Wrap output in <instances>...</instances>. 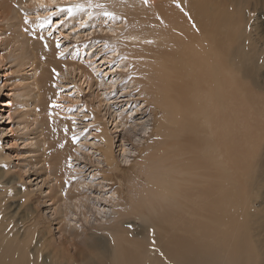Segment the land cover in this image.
<instances>
[{"label":"bare ground","instance_id":"bare-ground-1","mask_svg":"<svg viewBox=\"0 0 264 264\" xmlns=\"http://www.w3.org/2000/svg\"><path fill=\"white\" fill-rule=\"evenodd\" d=\"M153 1L5 0L1 23L20 37L7 44L6 58L26 80L19 85L24 113L15 129L23 148L38 152L34 174L22 171L29 178L25 191L38 193L36 204L46 210L30 225L33 235L39 233L34 245L3 213L0 264H65L58 255L71 251L78 264H246L242 256L234 263L229 249L237 230L226 236L220 230L235 224L227 199L234 177L226 156L233 82L228 66L236 64L234 5ZM54 4L70 14L71 30L60 31L75 39L70 47L55 38L54 28L46 33L50 16L44 6ZM81 51H89L90 62H78ZM72 73L87 85L105 86L92 110L60 104L64 97L81 98L78 90L69 96L61 88ZM5 101L0 106L10 104ZM8 113L12 119V108ZM155 126L158 158L152 157ZM121 165L137 166L140 179L125 178ZM132 218L145 224L134 229ZM46 244L60 252L48 254ZM254 264H264V252Z\"/></svg>","mask_w":264,"mask_h":264},{"label":"rangeland","instance_id":"rangeland-1","mask_svg":"<svg viewBox=\"0 0 264 264\" xmlns=\"http://www.w3.org/2000/svg\"><path fill=\"white\" fill-rule=\"evenodd\" d=\"M0 1L3 4L2 9L0 3L1 15V11L7 9L6 6L8 3L5 2V0ZM149 1L154 2L153 0ZM229 1L235 6H233L232 10L235 12L234 19L237 25V31H233L231 37V39H233L232 42L235 41L231 43V46H235V59L237 65L231 64L228 66L229 77H231L229 84L231 85V82L233 81V87L232 85L230 87V98L232 99L230 102V109L232 108L230 110V139L226 147V156L230 161V174L232 178L234 177L233 182L229 187V196L227 199H230L232 203L235 224L229 227L220 228V230L226 232L225 236L228 235L232 228L237 230L233 234L235 245L234 247L229 248L235 252L234 263L237 260H241L240 257L242 256L246 260V264H254L255 261L258 262L260 254H263L264 252V227L261 226V223H264V0ZM65 7V5L60 6L58 4H54L52 7L47 5L44 6L45 9H49L46 16H50V21L47 23L48 26L50 25V30L46 33L49 34L54 28L52 32L55 33V38H60L61 43L68 44L70 47L76 43L75 39L72 37H63L64 35L60 32L62 31L66 33L71 30V24L68 25L66 23L68 22L70 14L66 12L67 8ZM51 10H55V12ZM34 11L36 12V10ZM34 11H31V13L33 14ZM1 19L0 100H6L5 102H10V104L0 106V112H4L5 114L3 118L0 117V130L5 132L3 135L0 134L2 139L0 142V151L3 157L0 158V246L2 244V239L4 238L5 226L3 213L4 215L7 213V215L10 216L9 221L12 227L14 226L15 229L18 226L20 227L21 234L25 236V239L26 237L33 239L34 245L39 242V233L37 231V233H34L33 235V231L29 230V228L31 227V223H33L34 216L38 219L40 212L42 210L45 211L46 209L45 206H37L36 201L41 199V196L38 193L29 195L25 191L27 189L25 184L29 178L23 176L22 174H24V172L22 171L27 169L31 174H34V164L32 163L34 161L32 160H34L33 158L38 157V152H28L27 148H23L25 146L23 138H21L19 134L20 132L15 129L21 114L24 113V110L20 108L21 101L20 95H18L20 91L19 85L23 86V84L26 83V80L19 77L18 73L14 71L15 67L11 60L6 58L7 44L20 37L18 35L14 37V33H16L15 28H10L7 25L5 26L1 23ZM65 29H67V31H65ZM53 35H51V37H53ZM3 37H7V39L2 41ZM82 47L83 45H81V50ZM86 53L89 55V51ZM87 55L85 56L83 51H81L80 56L77 58L78 62H81L82 57L84 59L83 61L90 62L91 59L88 58ZM241 57H249V59L248 61H243ZM240 60L243 62H240ZM99 62H101V60H99ZM103 67L106 66L104 65ZM73 80L75 81L73 82ZM66 84L68 85L67 88L64 86L61 87L66 90L63 93L73 96L77 94L75 90H78L81 98L78 101H72L71 99L64 97L60 102L64 108H67L72 102H76L74 105L92 110L93 106L98 104L96 97L97 92L103 93L106 90L103 89L105 86L99 87L96 84H92L91 86L87 85V82L84 83V79H80L79 74L77 73L70 74V76L67 77ZM73 87H76V89ZM237 87V92L240 90V97H237ZM233 94L237 95L235 96ZM54 95L55 92L52 91L50 96L54 98ZM235 98L237 101H241V104L235 101ZM3 108H5V110ZM10 108H12L13 113L12 119H8L7 117ZM242 110H244L245 114H243L244 112H240ZM87 119H91V116H86L84 122H87ZM11 127L14 129L13 131H10L12 129ZM154 132L155 135L151 138V142L154 145L152 157L158 158L161 145L158 139L160 132L159 126H155ZM136 155L137 154L135 153L131 158H135ZM119 158L122 157L120 156ZM130 161L132 162V160ZM82 165H85V163ZM122 167L125 168V171H123V173L126 172L125 178L131 176V179H136L138 174L137 171H140V169L137 170V166L129 165L127 167ZM11 178L14 179L12 180ZM139 179L140 178L136 180ZM30 188L34 189L36 186H30ZM133 191L135 195L137 193L136 186ZM235 210H237V212H235ZM251 217L252 220H250ZM254 218L259 219L257 222L260 223V226L259 223L254 221ZM132 220H135V218H132ZM41 221H44L43 224L40 223V225H42L41 227L47 225L43 218ZM248 222L253 224L250 229L247 228ZM132 223H135L133 228L137 229L139 225L145 224V221L141 218L136 219ZM130 233H127L125 237L127 238L130 236ZM165 240L167 239L165 238ZM46 246L47 250L50 251L48 254H51L52 256L58 254H56V251L59 250H56L54 246L50 244H46ZM47 250H44L43 255L46 254ZM79 250L80 249H78V251ZM87 252L88 251L85 252L86 255L89 254V252ZM65 253H67V250H65ZM70 253L73 255V251ZM72 255L67 254V256H64L63 254H59L58 256L61 258V261L65 262V264H78L77 258H73ZM84 256L85 254L82 255L83 258Z\"/></svg>","mask_w":264,"mask_h":264}]
</instances>
